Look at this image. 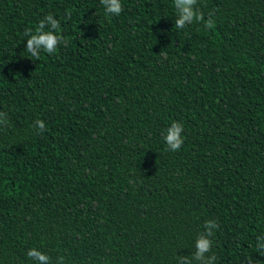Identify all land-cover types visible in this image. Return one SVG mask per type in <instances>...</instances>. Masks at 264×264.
Wrapping results in <instances>:
<instances>
[{"label": "trees", "instance_id": "16d2710c", "mask_svg": "<svg viewBox=\"0 0 264 264\" xmlns=\"http://www.w3.org/2000/svg\"><path fill=\"white\" fill-rule=\"evenodd\" d=\"M121 3L0 0V264H177L208 220L216 264H264V0H197L213 29ZM49 13L69 43L35 59Z\"/></svg>", "mask_w": 264, "mask_h": 264}, {"label": "clouds", "instance_id": "9594fccd", "mask_svg": "<svg viewBox=\"0 0 264 264\" xmlns=\"http://www.w3.org/2000/svg\"><path fill=\"white\" fill-rule=\"evenodd\" d=\"M101 4L104 6L107 15L118 16L124 10L121 0H101ZM196 4L197 0H174V7L177 12L175 27L177 29H184L187 25L196 22H203L206 29H213L215 27V23L211 18L205 20L204 15L196 10ZM46 25L50 26L49 31H45ZM60 32H62L60 21L49 13L39 22L34 33L31 29L25 30L24 35L29 37L26 41L27 52L33 58L39 59L41 51L52 54L56 52L59 45L63 44L67 46L69 41L60 35ZM6 123V114L0 112V125ZM34 127L40 133L46 130L43 120L35 121ZM183 131V125L177 121H173L171 126L166 130L164 140L169 151L178 152L181 149L184 143ZM204 228L205 231L195 240V251L190 256H177V264H216V255L214 253L210 256L207 254L212 252L214 243L212 237L215 235V230L219 228V225L215 221L208 220L205 222ZM257 240L262 241L258 244V248L264 250V237H257ZM27 256L35 264H51V258L37 248L29 249ZM63 260L64 258L60 257L58 264H63ZM248 264H252V261H249ZM257 264H260V262L257 261Z\"/></svg>", "mask_w": 264, "mask_h": 264}]
</instances>
